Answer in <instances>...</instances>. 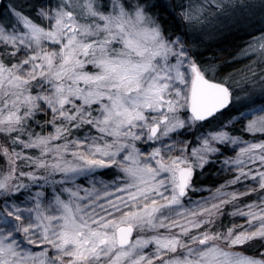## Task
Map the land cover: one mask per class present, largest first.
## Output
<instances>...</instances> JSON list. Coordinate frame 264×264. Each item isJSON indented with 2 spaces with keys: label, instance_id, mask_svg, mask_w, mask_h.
Masks as SVG:
<instances>
[{
  "label": "snow or ice",
  "instance_id": "snow-or-ice-1",
  "mask_svg": "<svg viewBox=\"0 0 264 264\" xmlns=\"http://www.w3.org/2000/svg\"><path fill=\"white\" fill-rule=\"evenodd\" d=\"M240 33L264 65V0H0V264H264Z\"/></svg>",
  "mask_w": 264,
  "mask_h": 264
},
{
  "label": "rangeland",
  "instance_id": "rangeland-1",
  "mask_svg": "<svg viewBox=\"0 0 264 264\" xmlns=\"http://www.w3.org/2000/svg\"><path fill=\"white\" fill-rule=\"evenodd\" d=\"M253 35H258V33L253 32ZM234 37L239 38V41H237L238 42L237 47L235 48L233 53H231L229 58L227 57V58H224V60H222V61H227L226 62L227 65L224 66L225 69L223 70V73H221V75H228L229 73H231L232 78L239 81V80H241V78L243 76L248 75L251 70L259 71L261 69V67H264V65H261L259 63H256V64L252 63V61L257 60V58H258L257 56H250V57L243 58V59H234V57H236L239 49L244 47L245 42H247L251 39V37L246 33H240ZM234 37H230V38L232 39ZM224 40H219V41H221V43H220V45L215 47L214 51H217V52L222 51V47H219V46H221V44H224ZM211 42H214V41H210L208 44H210ZM208 44L206 45L205 50L208 49ZM204 56L206 58L207 57H215L216 59L218 58L216 56V54L215 55L214 54H207L205 51H204ZM215 62H217V61L215 60ZM233 65L235 67L227 70V68H229ZM215 183L216 182H213V183L208 184V185L215 186ZM201 195L206 196V195H208V193L204 192V193H201Z\"/></svg>",
  "mask_w": 264,
  "mask_h": 264
},
{
  "label": "trees",
  "instance_id": "trees-1",
  "mask_svg": "<svg viewBox=\"0 0 264 264\" xmlns=\"http://www.w3.org/2000/svg\"><path fill=\"white\" fill-rule=\"evenodd\" d=\"M237 41H239V38H236V37H234L232 39L230 37L225 39L224 44H221V46H219V47H222V51H220V52L214 51V49L216 46L220 45L221 41L211 42L210 44H208V49L204 50L207 54H214V55L216 54V56L218 57L216 59V61H217L216 63H219L222 65L220 68V74L223 73V70L225 69L224 66L227 65V63H226L227 61H222V60H224V58L230 57L231 53H233V51L237 47V44H238ZM233 67H235V66L233 65V66L227 68V70H229ZM0 162H2V161H0ZM204 182L206 184H211L213 182L219 183V182H222V179L219 181H213L212 177L209 176ZM245 202H247V201H245ZM228 210L230 211L231 209H228ZM235 222L236 223H243V221L239 220V219H237ZM224 223H226V224L229 223L227 218H225Z\"/></svg>",
  "mask_w": 264,
  "mask_h": 264
}]
</instances>
